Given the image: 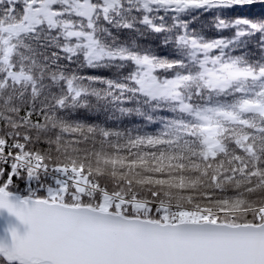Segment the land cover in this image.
Wrapping results in <instances>:
<instances>
[{
    "label": "snow or ice",
    "instance_id": "6c2138e0",
    "mask_svg": "<svg viewBox=\"0 0 264 264\" xmlns=\"http://www.w3.org/2000/svg\"><path fill=\"white\" fill-rule=\"evenodd\" d=\"M5 4L0 264H264V0Z\"/></svg>",
    "mask_w": 264,
    "mask_h": 264
},
{
    "label": "water",
    "instance_id": "95a60500",
    "mask_svg": "<svg viewBox=\"0 0 264 264\" xmlns=\"http://www.w3.org/2000/svg\"><path fill=\"white\" fill-rule=\"evenodd\" d=\"M10 227L18 228L21 234L27 230L25 225H22L15 217L10 216L6 211L0 212V240L11 242L10 233L8 232Z\"/></svg>",
    "mask_w": 264,
    "mask_h": 264
},
{
    "label": "trees",
    "instance_id": "16d2710c",
    "mask_svg": "<svg viewBox=\"0 0 264 264\" xmlns=\"http://www.w3.org/2000/svg\"><path fill=\"white\" fill-rule=\"evenodd\" d=\"M7 8V5L5 4L3 6V8H0V13L3 12V9ZM209 35H212V33H208ZM147 40H141V37L137 34V33H130L129 34V42L131 41V39H137V40H141V43L147 44V43H151V44H158L159 43V37H153L149 34H145ZM160 54L161 55H167L168 52L164 51V50H160ZM200 103H214L215 102V98H213L211 101H205L203 98H200L199 100ZM39 106V104H38ZM145 112L149 113L151 115H167V113H156V112H152L151 109L145 107ZM136 118L133 117L132 121H125V123H131V122H135Z\"/></svg>",
    "mask_w": 264,
    "mask_h": 264
}]
</instances>
